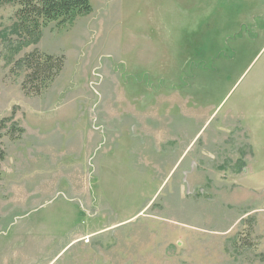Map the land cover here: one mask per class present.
<instances>
[{"label":"rangeland","instance_id":"obj_1","mask_svg":"<svg viewBox=\"0 0 264 264\" xmlns=\"http://www.w3.org/2000/svg\"><path fill=\"white\" fill-rule=\"evenodd\" d=\"M92 3L0 6V264H264V0Z\"/></svg>","mask_w":264,"mask_h":264},{"label":"trees","instance_id":"obj_2","mask_svg":"<svg viewBox=\"0 0 264 264\" xmlns=\"http://www.w3.org/2000/svg\"><path fill=\"white\" fill-rule=\"evenodd\" d=\"M92 2L93 0H0V6L8 4L17 6L15 29L23 35L36 36V32L39 33L43 27L52 22L64 25L90 14L93 11ZM22 64L27 68L23 89L27 93L39 95L61 73L65 65V57L40 53L36 49L26 55ZM13 119L14 116L10 120ZM19 131L23 133L24 129L20 128ZM4 157L5 153L1 151L0 174L1 161Z\"/></svg>","mask_w":264,"mask_h":264}]
</instances>
